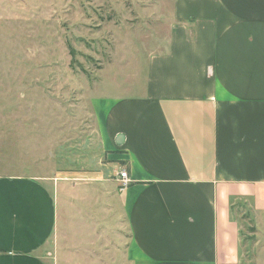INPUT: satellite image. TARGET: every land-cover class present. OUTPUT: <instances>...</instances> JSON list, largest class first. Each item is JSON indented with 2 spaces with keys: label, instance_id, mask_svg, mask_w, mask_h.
Instances as JSON below:
<instances>
[{
  "label": "crops",
  "instance_id": "1",
  "mask_svg": "<svg viewBox=\"0 0 264 264\" xmlns=\"http://www.w3.org/2000/svg\"><path fill=\"white\" fill-rule=\"evenodd\" d=\"M173 18L140 95L92 103L93 169L0 176V264H52L50 242L58 262L91 232L121 264L241 263L233 203L264 205V0H176Z\"/></svg>",
  "mask_w": 264,
  "mask_h": 264
},
{
  "label": "rangeland",
  "instance_id": "2",
  "mask_svg": "<svg viewBox=\"0 0 264 264\" xmlns=\"http://www.w3.org/2000/svg\"><path fill=\"white\" fill-rule=\"evenodd\" d=\"M175 6L176 0H0V176L24 173V163L38 165L31 172L40 174L93 169L100 142L92 103L140 95L150 56L166 51ZM233 204L240 264H264V205ZM94 233L78 245V234L66 235L58 262L50 242L45 257L52 264H121L120 238L112 235L120 242L112 247Z\"/></svg>",
  "mask_w": 264,
  "mask_h": 264
},
{
  "label": "built area",
  "instance_id": "3",
  "mask_svg": "<svg viewBox=\"0 0 264 264\" xmlns=\"http://www.w3.org/2000/svg\"><path fill=\"white\" fill-rule=\"evenodd\" d=\"M117 182L119 184L120 191L125 190L129 186L130 181H129V175H128L127 170L123 169L118 174V176H117Z\"/></svg>",
  "mask_w": 264,
  "mask_h": 264
}]
</instances>
